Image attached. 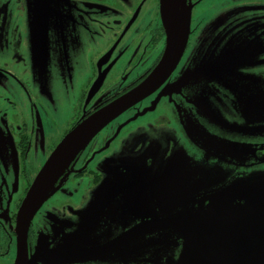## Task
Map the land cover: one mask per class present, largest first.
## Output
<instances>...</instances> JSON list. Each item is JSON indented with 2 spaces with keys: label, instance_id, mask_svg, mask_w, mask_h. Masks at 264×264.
<instances>
[{
  "label": "flooded vegetation",
  "instance_id": "af4514ba",
  "mask_svg": "<svg viewBox=\"0 0 264 264\" xmlns=\"http://www.w3.org/2000/svg\"><path fill=\"white\" fill-rule=\"evenodd\" d=\"M175 1V69L55 181L27 232L28 264H178L175 219L194 227L226 192L264 186V20L243 17L264 16V0ZM165 47L160 0H0V264H14L16 214L54 149L146 81Z\"/></svg>",
  "mask_w": 264,
  "mask_h": 264
},
{
  "label": "water",
  "instance_id": "95a60500",
  "mask_svg": "<svg viewBox=\"0 0 264 264\" xmlns=\"http://www.w3.org/2000/svg\"><path fill=\"white\" fill-rule=\"evenodd\" d=\"M36 2L38 5L48 0ZM170 9L171 0H160L161 18L166 31V47L161 61L150 77L136 89L91 115L71 130L38 172L16 214L14 264L29 263L26 256V239L31 221L42 204L55 192L52 187L71 160L119 115L155 92L175 69L183 52L185 35H181L182 27L179 24L174 26L179 22L176 17L175 23L171 22ZM259 182L260 179L258 184L255 183L253 192L248 195L239 194V191L226 192L221 199H217L215 205L208 207L200 218L204 220L203 223L193 227L189 223L191 216L184 225L181 224V218L174 220L172 228L174 231L182 232L185 240L178 264H264V242H236L238 237H249V240L251 237H264V186ZM231 192L236 196H228ZM236 199L243 202V208L237 209L233 205L235 203L233 200ZM177 225L182 228L176 227ZM146 232H150V229ZM97 251L101 252L102 248ZM146 252L148 255L151 253L149 247L146 248ZM85 253L89 252L81 251L75 256L78 259L84 258Z\"/></svg>",
  "mask_w": 264,
  "mask_h": 264
},
{
  "label": "rangeland",
  "instance_id": "374dc122",
  "mask_svg": "<svg viewBox=\"0 0 264 264\" xmlns=\"http://www.w3.org/2000/svg\"><path fill=\"white\" fill-rule=\"evenodd\" d=\"M254 4H260V3H254ZM254 4H249L250 8H251ZM243 17L248 19L247 21H249V24H250V23H253L252 21L257 20L258 18H259V21L257 22L258 24H260V23L262 22V20H264V16H263V13H262L261 9H256V8H254L253 11H252L251 13H249V15H248V14H244ZM256 42L259 43V42H261V40L256 41ZM224 51H225L226 54L229 55L230 57H232V54H233V52H234V50H233V49H230V48L225 49ZM47 67H48V63H43V65L41 66V71L44 72L45 74H46V72H47ZM33 86L36 87L37 85H36V84H33ZM46 86H47V93H48L49 96H46L45 94H44V95L42 94L40 97L42 98L43 101H44V96H46V97H50V96H52V97H53V96H54V92H55L54 85H53L52 83L47 84ZM19 98H21V97H19ZM15 99L18 101V98H15ZM21 99H22V98H21ZM21 99H20V100H21ZM162 103L164 104L165 101H163ZM263 103H264V101H263ZM22 104H23V102L21 101V103H20L19 105H17V106H21ZM24 104H25V103H24ZM26 105L30 106V105L27 103V104H25V108H26ZM156 129H157V130H164V129H162L161 124H159V127H157ZM62 130H63V128H60V129H59V132H62ZM0 131H1V130H0ZM1 133H2V134H0V138H4V137H5L4 134H3L4 132L1 131ZM2 142H4V144H5V146H6V149H8V142H7L6 140H3ZM262 173H264V172H262ZM259 183L262 184L263 182L260 181ZM229 195H232L233 197L236 196V195H234V193H232V192L229 193L228 196H229Z\"/></svg>",
  "mask_w": 264,
  "mask_h": 264
},
{
  "label": "bare ground",
  "instance_id": "6f19581e",
  "mask_svg": "<svg viewBox=\"0 0 264 264\" xmlns=\"http://www.w3.org/2000/svg\"><path fill=\"white\" fill-rule=\"evenodd\" d=\"M175 5H176V1L175 0H171V9H170V20L171 22L174 24L175 23Z\"/></svg>",
  "mask_w": 264,
  "mask_h": 264
}]
</instances>
